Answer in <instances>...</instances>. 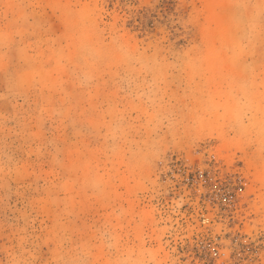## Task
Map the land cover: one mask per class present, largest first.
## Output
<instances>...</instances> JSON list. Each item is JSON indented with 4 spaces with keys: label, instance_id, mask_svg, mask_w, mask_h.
I'll return each mask as SVG.
<instances>
[{
    "label": "rangeland",
    "instance_id": "obj_1",
    "mask_svg": "<svg viewBox=\"0 0 264 264\" xmlns=\"http://www.w3.org/2000/svg\"><path fill=\"white\" fill-rule=\"evenodd\" d=\"M0 264H264V0H0Z\"/></svg>",
    "mask_w": 264,
    "mask_h": 264
}]
</instances>
